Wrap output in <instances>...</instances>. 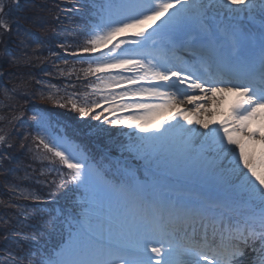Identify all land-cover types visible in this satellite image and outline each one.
<instances>
[{"label":"snow or ice","instance_id":"1","mask_svg":"<svg viewBox=\"0 0 264 264\" xmlns=\"http://www.w3.org/2000/svg\"><path fill=\"white\" fill-rule=\"evenodd\" d=\"M73 11L88 16L84 40L58 46L87 67L58 74L82 72L90 91L40 98L131 131L94 160L58 120L33 114L34 158L66 170L63 203L25 215L14 232L28 243L10 241L0 264H264V0H81ZM10 12L0 0V37ZM17 40L20 49L46 43L19 25ZM11 62L32 57L21 51ZM28 85L5 89V101ZM21 115L0 122L15 128ZM12 147L0 129V149ZM16 199L44 201L22 189Z\"/></svg>","mask_w":264,"mask_h":264},{"label":"trees","instance_id":"2","mask_svg":"<svg viewBox=\"0 0 264 264\" xmlns=\"http://www.w3.org/2000/svg\"><path fill=\"white\" fill-rule=\"evenodd\" d=\"M6 2L11 9L8 17L11 31L0 37V115L10 116L13 112L22 115L16 121L15 128L0 122V129L10 133L13 144L10 149H0L5 157L0 162V167L3 168V171H0V202H3L0 203V257L3 256V249L10 241L22 245L28 243L14 232L21 229L20 222L24 220L25 215L32 214L38 218L46 214L41 211L42 209H52L56 206V201L63 203V191L58 187V177L60 172L66 170L58 163L52 164L47 160L34 158L32 138L36 129L32 116L35 112L50 114L58 120L60 134L79 144L94 160H99L112 142L125 141L126 137L123 133L131 131L127 128L101 124L92 117L81 119L79 114L70 108L59 107L40 98L41 93L55 92L56 89H59L58 98H65L66 94L71 93H79L82 97L83 93L90 91L86 88L88 81L83 78L82 72L72 76L59 75L57 69V66L64 69L87 67V65L74 64L73 62L78 58L66 55L64 49L58 46L61 41H67L72 47L83 42L84 36L81 33L87 24L88 16H77L73 11L81 0H19L18 3L15 0H6ZM87 11V8H81L82 13L86 14ZM56 17H59V20ZM33 19L45 22V27L49 30L44 32L30 23L29 21ZM17 25L32 33L34 37L46 41L45 45L37 49L30 40L27 49L18 48ZM21 51L27 52L32 57V63L12 64V55ZM50 51L55 52L56 55L50 56ZM37 56L40 58L37 59ZM62 59H67L69 64L64 65ZM46 70L52 75H47ZM77 75L80 79L76 78ZM21 80L29 81L28 94L20 91L16 94L15 100L5 101L4 90L12 89ZM73 84L75 87L71 86ZM48 85L56 87L49 88ZM96 98L94 95L88 97L89 100ZM4 102L9 103L11 108L4 109ZM25 135L29 137L27 141L24 140ZM110 155L115 156L117 153L113 151ZM53 180L57 183L53 184ZM10 185L17 186V192H12ZM21 189L42 196L44 201L16 199ZM7 204H17L22 207H7ZM4 220L10 222L8 229L4 228ZM26 223L34 224L36 220ZM24 231H27V228H24ZM5 232L8 233V240L3 239Z\"/></svg>","mask_w":264,"mask_h":264},{"label":"rangeland","instance_id":"3","mask_svg":"<svg viewBox=\"0 0 264 264\" xmlns=\"http://www.w3.org/2000/svg\"><path fill=\"white\" fill-rule=\"evenodd\" d=\"M201 131H203V130L201 129ZM71 141H72V140H71ZM83 151H84V150H83ZM84 152H85V151H84ZM176 187H177V188H179V187H180V185H179V184H177V185H176Z\"/></svg>","mask_w":264,"mask_h":264}]
</instances>
